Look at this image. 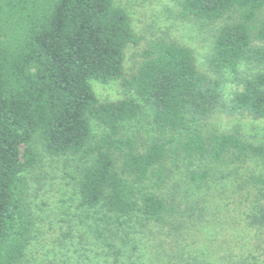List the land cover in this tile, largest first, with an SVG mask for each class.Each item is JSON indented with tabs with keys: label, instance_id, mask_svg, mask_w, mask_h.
<instances>
[{
	"label": "trees",
	"instance_id": "obj_1",
	"mask_svg": "<svg viewBox=\"0 0 264 264\" xmlns=\"http://www.w3.org/2000/svg\"><path fill=\"white\" fill-rule=\"evenodd\" d=\"M179 6L181 18L217 25L206 72L191 48L164 36L148 41L127 72L126 49L141 37L115 0H0V264H24L32 227L26 172L41 151L80 158L77 208L97 223L98 238L111 218H137L172 228L175 242L188 230L210 233L216 211L203 195L182 204L176 193L173 205L157 192L171 165L183 166L184 179L201 189L217 178V168L264 161V138L252 142L237 127H205L217 112L264 117V19L257 18L264 0H181ZM227 76L237 88L225 96ZM91 80H116L128 93L100 101ZM144 109L156 132L150 138L127 128ZM93 121L102 126L99 133L92 132ZM219 171L221 178L231 174ZM235 174L231 204L240 209L248 238L215 248L206 237L201 249L176 254L175 264H262L264 175ZM106 245L121 263L124 251Z\"/></svg>",
	"mask_w": 264,
	"mask_h": 264
},
{
	"label": "rangeland",
	"instance_id": "obj_2",
	"mask_svg": "<svg viewBox=\"0 0 264 264\" xmlns=\"http://www.w3.org/2000/svg\"><path fill=\"white\" fill-rule=\"evenodd\" d=\"M180 1L115 0L117 5L126 10L135 32L141 37L137 46L126 49L124 65L127 72L131 71L138 59V52L147 42L163 36L191 48L196 66L207 71L206 59L211 51L213 33L217 25H203L191 18H181L178 14ZM257 18L264 19V8L259 11ZM226 79L222 88L224 95L228 96L237 86L229 76ZM90 83L100 101L116 100L128 93L116 80L107 83L91 80ZM205 127L217 131H230L237 127L242 136L252 142H259L264 138V117L255 119L247 114L227 116L217 112L205 122ZM127 128L129 132H139L146 138L156 134L147 109H144L136 120L129 122ZM101 130L102 126L93 121L92 132L99 133ZM79 159L77 156H49L41 151L37 165L26 172L32 227L24 264H76L78 260H84L85 264H118L114 262L112 249L106 242L124 251L119 264H175L179 260L176 254L183 251L185 257L189 250L201 249V243L209 242L208 238L217 248L221 241L238 242L249 236L242 237L243 225L238 222L237 214L240 209L231 204L236 202L234 198H237V195L234 197L231 192L236 190V172L242 176L251 172L264 175V161L249 159L238 167L227 164L217 168V178L211 181L208 187L201 189L194 188L184 179L183 166L174 171V166L171 165V176L157 192L173 205L176 193V198L181 200L182 204L187 197L193 200L203 195L207 204L210 202V210L216 211L214 220H211L216 226L210 233L188 230L175 242L172 228L137 218H120L119 221L111 218L109 223L104 225L106 227L101 226L102 237L98 238L96 232L92 231L94 220L85 218L77 208L75 179L76 169L80 165ZM167 163L170 165L169 161ZM219 170H222L223 174H231L227 178H221ZM231 181L232 184L229 183ZM258 189L259 186L252 188V191L257 192ZM215 204H219L217 209ZM210 210L208 209L209 213ZM214 229L219 232L214 233ZM249 239L253 240L251 237ZM262 240L264 242V236ZM217 253L223 254L220 249ZM260 260L264 264V253L260 255Z\"/></svg>",
	"mask_w": 264,
	"mask_h": 264
}]
</instances>
